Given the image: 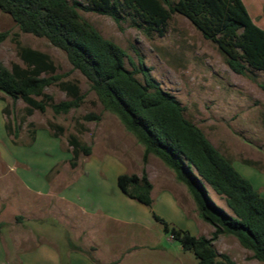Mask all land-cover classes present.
<instances>
[{
  "label": "rangeland",
  "instance_id": "rangeland-1",
  "mask_svg": "<svg viewBox=\"0 0 264 264\" xmlns=\"http://www.w3.org/2000/svg\"><path fill=\"white\" fill-rule=\"evenodd\" d=\"M78 1L87 4V0ZM250 9L256 15L258 8ZM79 12L105 38L126 50V67L145 83L140 69L143 61L161 87L181 102L185 116L264 195V70L234 72L217 44L179 13L161 35L123 7L118 9L119 21L92 10L79 8ZM19 44L45 52L53 60L56 70L45 74L59 76L45 89L53 102L73 98L60 82L77 84L84 99L68 113H55L49 105L44 112L35 110L26 116L27 104L22 99L14 101L0 92V264H20V253L38 242L63 249L74 240L77 246L73 237L76 223L82 222L80 213L59 195L44 196L43 192H122L118 176L141 175L144 170L154 185V202L149 207L118 198L122 219L118 222V257H122L118 264H199L194 253L185 250L153 216L154 211L177 227L212 238L216 228L201 218L187 186L158 156L144 159L145 146L88 78L73 67L64 50L46 37L22 31L0 9V60L9 68L15 63L24 65ZM90 114L99 118L88 119ZM6 122L11 124V133ZM73 135L92 146V153L81 154L75 164ZM207 189L229 212L225 200L210 186ZM130 218L141 220L142 225L129 222ZM213 244L236 264H264L232 234H219Z\"/></svg>",
  "mask_w": 264,
  "mask_h": 264
},
{
  "label": "trees",
  "instance_id": "trees-1",
  "mask_svg": "<svg viewBox=\"0 0 264 264\" xmlns=\"http://www.w3.org/2000/svg\"><path fill=\"white\" fill-rule=\"evenodd\" d=\"M120 7L133 11L161 35L173 15L179 13L217 44L234 72L264 70V28L257 24L243 0H87L86 5L78 0H0V9L22 31L46 37L66 52L73 67L88 78L92 88L145 146V160L150 154L158 156L187 186L201 218L216 228L212 238L177 227L154 211L153 216L185 250L194 253L199 264H236L213 244L222 233L237 237L255 259L264 262V195L185 116L181 102L161 87L143 61L140 69L145 83L126 67V50L105 38L79 12V8L92 10L119 21ZM18 53L24 65L15 63L9 68L0 60V92L14 101L22 99L27 104L26 116L35 110L44 112L49 105L55 113H68L81 105L84 97L77 84L60 82L73 98L58 103L45 91L59 79L58 75H45L56 70L49 54L21 44ZM3 111L7 113V108ZM91 118L99 116L90 114L88 119ZM6 129L12 132L9 122ZM70 144L72 164L81 154L92 153V146L75 135ZM117 182L131 199L153 205V183L147 171L141 175L122 173ZM207 186L225 200L229 212L210 196ZM61 264L69 262L62 258Z\"/></svg>",
  "mask_w": 264,
  "mask_h": 264
},
{
  "label": "crops",
  "instance_id": "crops-1",
  "mask_svg": "<svg viewBox=\"0 0 264 264\" xmlns=\"http://www.w3.org/2000/svg\"><path fill=\"white\" fill-rule=\"evenodd\" d=\"M243 1L251 15L250 6L254 9L258 8L256 15L252 17L258 25L264 28V0H250V3ZM258 17H261V21H257ZM1 108L4 110V106ZM87 161L89 157L85 162ZM36 193L40 195L39 192ZM43 193L47 194L44 196L59 195L61 200L76 208L80 213L82 222L76 223L73 238L78 241L77 246H81L83 250L73 245L74 240H71V243L63 249L53 243L38 242L35 246H29L20 253V264H61L62 258L68 260L69 264H118V260H122V257H118V222L122 221L118 214L120 212L118 198L125 203L134 199L118 190L116 192H88L86 195L81 192ZM129 222L142 225L141 220L135 218H130ZM4 260L7 261L5 254Z\"/></svg>",
  "mask_w": 264,
  "mask_h": 264
}]
</instances>
